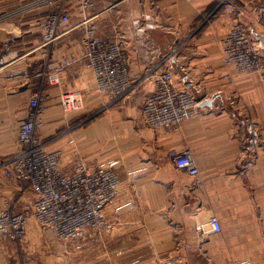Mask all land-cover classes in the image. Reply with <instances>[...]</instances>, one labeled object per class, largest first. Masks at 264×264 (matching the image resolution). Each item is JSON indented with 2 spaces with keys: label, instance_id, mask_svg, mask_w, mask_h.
<instances>
[{
  "label": "crops",
  "instance_id": "obj_1",
  "mask_svg": "<svg viewBox=\"0 0 264 264\" xmlns=\"http://www.w3.org/2000/svg\"><path fill=\"white\" fill-rule=\"evenodd\" d=\"M37 2L0 0V56L6 55L0 66V209L16 196L1 164L18 152L30 95L41 85L46 98L38 134L47 149L62 151L63 166L76 150L91 166L106 163L121 177L119 204L132 205L117 215L108 212L115 227L97 245L91 238L63 242L31 225L21 246L0 240V264H264V72L223 65L222 40L233 21L218 0H129L103 18L109 28L124 21L133 79L154 72L169 48L149 32H185V45L170 65L178 88L200 100L199 113L170 135L143 119L154 80L116 103L97 93L83 62L70 66L59 84H42L45 50L37 48L35 21L46 11ZM234 2L243 24L264 43V20L255 10L264 0ZM83 33L76 28L65 34L56 56L79 53ZM69 91L81 92L83 112L62 111L60 96ZM96 111L100 115L92 116ZM72 121L78 123L70 126ZM184 149L191 152L199 180L169 156ZM31 201L30 193L23 196L16 211ZM211 216L219 218L220 234L198 230L208 227Z\"/></svg>",
  "mask_w": 264,
  "mask_h": 264
},
{
  "label": "built area",
  "instance_id": "obj_2",
  "mask_svg": "<svg viewBox=\"0 0 264 264\" xmlns=\"http://www.w3.org/2000/svg\"><path fill=\"white\" fill-rule=\"evenodd\" d=\"M128 1L38 0L37 6L46 11L44 17L35 21L40 32L37 48L45 50L46 60L39 76L43 79L42 84L57 85L70 66L83 62L94 79L97 93L108 97L111 103L127 98L138 85L154 80L156 89L142 106L143 119L151 129L170 135L198 115L200 100L178 88L171 58L166 57L169 49L154 72L140 79L131 77L124 21L118 20L109 37L100 34L98 23L99 19L117 13ZM218 7L233 21L222 40L223 65L238 72L262 73L264 43L243 24L242 9L234 0H218ZM255 10L264 20V3L258 4ZM73 18L77 19L75 25ZM76 28L84 32L80 52L56 56L54 51L58 42ZM5 56H0V66L5 63ZM45 98L43 85L31 93L28 114L19 129V150L1 164L4 176L14 184L16 196L0 209V240L21 246L30 225L35 224L40 231L52 232L63 242L92 235L100 241L115 227L108 212L111 210L117 215L124 206L132 204H119L121 177L106 163L91 166L76 150L67 166H63L62 151L47 149L38 134L43 126L42 102ZM59 105L65 114L80 113L84 110L83 95L79 91L65 92L60 96ZM169 156L178 169L199 180V169L188 149L172 150ZM29 193L32 201L17 212L21 198ZM207 226L209 230L204 225L198 229L203 234H220L223 229L216 216L209 218ZM231 264L247 263L235 261Z\"/></svg>",
  "mask_w": 264,
  "mask_h": 264
},
{
  "label": "rangeland",
  "instance_id": "obj_3",
  "mask_svg": "<svg viewBox=\"0 0 264 264\" xmlns=\"http://www.w3.org/2000/svg\"><path fill=\"white\" fill-rule=\"evenodd\" d=\"M115 14H117L116 13V11H115ZM105 19H101L100 20V22H99V29H100V34L102 35V36H104V37H109V36H111L112 34H113V29H112V27H108V25L105 23V21H104ZM102 25V26H101ZM103 26L105 27V28H103ZM108 33H110V35L108 34ZM185 32H174V31H163V32H149V35H151V34H154V35H156V36H158V37H161L163 40H164V42L166 43V46H168L169 48V52H168V55H166V53H165V55H166V57L169 59V58H172V57H174V56H176V55H178V53H179V48H181L182 46H183V44L185 43L184 41L186 40L185 38H184V34ZM153 36V35H152ZM188 40V39H187ZM179 42H182V43H179ZM185 45V44H184ZM263 62V61H262ZM263 69H264V67H263ZM263 72H264V70H263ZM262 72V73H263ZM83 112V111H82ZM99 113H101V111L99 112ZM97 115L98 114V111H96V112H93L92 113V116H94V115ZM66 115H75V114H66ZM100 114H98V116H99ZM85 117H87V115H85ZM85 119V118H84ZM83 119V120H84ZM78 123V121H72V123L70 124V126H73V125H75V124H77ZM87 124V122H85L83 125V127H85V125ZM110 212V211H109ZM217 217V216H216ZM199 227H201V225L200 226H198V228ZM207 228V230H209V226L208 227H205V229ZM38 229V228H37ZM39 230V229H38ZM199 230V229H198ZM112 232H113V230H112ZM112 232H110V234L112 233ZM202 232V231H201ZM110 234H108V235H106V236H109ZM105 236V237H106ZM104 237V238H105ZM85 238H91L90 240L92 241V243L93 244H95V245H97L100 241L99 240H96L95 239V236H86Z\"/></svg>",
  "mask_w": 264,
  "mask_h": 264
},
{
  "label": "bare ground",
  "instance_id": "obj_4",
  "mask_svg": "<svg viewBox=\"0 0 264 264\" xmlns=\"http://www.w3.org/2000/svg\"><path fill=\"white\" fill-rule=\"evenodd\" d=\"M111 211V210H110ZM32 225H34V226H36L35 224H32ZM31 226V225H30ZM37 227V226H36ZM30 228V227H29ZM29 230V229H28ZM43 232V231H42ZM236 261H239V260H236ZM233 262H235V261H233ZM242 262V261H241ZM232 263V262H231ZM231 263H229V264H231Z\"/></svg>",
  "mask_w": 264,
  "mask_h": 264
}]
</instances>
